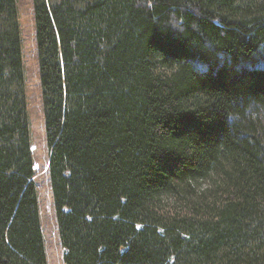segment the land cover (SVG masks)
<instances>
[{"label": "trees", "instance_id": "trees-1", "mask_svg": "<svg viewBox=\"0 0 264 264\" xmlns=\"http://www.w3.org/2000/svg\"><path fill=\"white\" fill-rule=\"evenodd\" d=\"M63 264H264V0H31ZM16 0H0V264H47Z\"/></svg>", "mask_w": 264, "mask_h": 264}, {"label": "rangeland", "instance_id": "rangeland-1", "mask_svg": "<svg viewBox=\"0 0 264 264\" xmlns=\"http://www.w3.org/2000/svg\"><path fill=\"white\" fill-rule=\"evenodd\" d=\"M20 25L27 113L34 156L35 181L38 189L40 221L43 230L47 264H63L62 248L55 221L50 184L47 176L48 149L42 114L41 91L38 80L35 26L31 0H16Z\"/></svg>", "mask_w": 264, "mask_h": 264}]
</instances>
